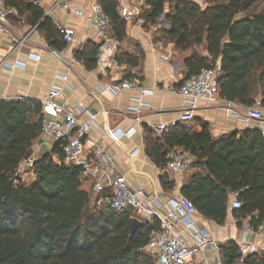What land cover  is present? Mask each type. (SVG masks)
Masks as SVG:
<instances>
[{
  "label": "trees",
  "instance_id": "16d2710c",
  "mask_svg": "<svg viewBox=\"0 0 264 264\" xmlns=\"http://www.w3.org/2000/svg\"><path fill=\"white\" fill-rule=\"evenodd\" d=\"M97 2L109 17V34L122 41L127 23L117 13V1ZM144 2L145 26L169 25L157 31V40L190 52L184 80L201 69H216L220 99L245 108L259 101L264 109V0ZM33 13L39 18L37 10ZM37 29L50 45L64 43L51 20L41 21ZM90 57L94 63V50ZM41 120L39 101L0 100V264H155L143 248L158 223L144 222L131 235L132 212L91 208L79 168L64 163L59 145L36 160L31 183L15 178L40 136ZM202 127L201 134H193L178 124L162 139H146L148 156L166 165L161 141L189 152L194 171L181 193L198 214L222 224L230 196L236 195L241 208L231 213L237 225L248 219L256 229L264 222V133L246 129L214 140ZM219 253L222 264H237L240 258L233 242L220 245ZM243 264H264V252L247 256Z\"/></svg>",
  "mask_w": 264,
  "mask_h": 264
},
{
  "label": "crops",
  "instance_id": "0c3cea01",
  "mask_svg": "<svg viewBox=\"0 0 264 264\" xmlns=\"http://www.w3.org/2000/svg\"><path fill=\"white\" fill-rule=\"evenodd\" d=\"M8 1L6 7L16 12L10 18L9 32L17 39L24 37L25 41L20 46H14L8 36L0 35V100L25 98L41 102L52 86L62 87L63 95L69 102L80 104L94 117L95 125L88 132L91 143L86 147L89 151L94 146H99L110 160L115 173L123 175L132 187L144 189L148 199L157 197L164 206L163 210L170 199L187 200L181 191L189 183L194 170L176 175L165 172L166 165L158 166L147 154L146 139L162 137L153 128L162 123L177 121L184 107L179 97L163 90L165 87L177 89L183 82L187 74L184 62L190 54L189 51L179 52L173 45L157 40V31L168 30L169 25L163 21L156 26L127 23L126 37L122 41L109 34L116 41L113 59L117 66L102 71L97 68L96 60L94 63L90 62L93 50L95 58L99 42L97 34L84 17L75 14L76 10H82L87 15L91 4L97 0ZM116 1L118 6L122 4L131 11L139 10L144 13L148 10L144 0ZM33 10L40 13L39 18ZM45 19L51 20L56 28L73 30V42L65 45L57 40L50 45L46 35L37 29V25ZM202 53L206 55L205 49ZM64 55L66 59L62 58ZM77 55L80 59L76 58ZM72 59L79 62V65L73 64ZM15 62L22 63L23 66L11 68ZM57 76H65L66 80L57 79ZM122 79H134L140 87L153 91L151 96L143 98L150 108L142 110L139 121L125 112L129 99L139 96L138 89L121 92L115 97L101 95L97 91V88L102 89ZM233 109L236 113L243 114L246 108L234 104ZM80 119L87 121L89 116L82 114ZM180 125L191 128L193 134H201L202 126L206 125L214 140L246 129H259V122L256 120L241 123L227 116L220 98L208 106L200 104L193 111V120ZM102 128H117L122 131L134 129L135 134L130 139L114 143L103 135ZM171 130L163 134H168ZM39 142V138L34 141L32 153L37 150ZM161 145L166 164L175 151L181 150L179 147L169 148L162 141ZM39 154L42 156L41 152ZM82 189L91 194L89 183H82ZM234 199L236 195H231L230 208L222 224L198 216V226L208 231L213 240L221 245L239 243L242 227L248 223V219H245L240 221V227L237 225L238 219L231 213ZM250 241H255L254 237H250ZM259 252H264V241L260 243ZM218 256L220 258V253Z\"/></svg>",
  "mask_w": 264,
  "mask_h": 264
},
{
  "label": "built area",
  "instance_id": "2783aa9c",
  "mask_svg": "<svg viewBox=\"0 0 264 264\" xmlns=\"http://www.w3.org/2000/svg\"><path fill=\"white\" fill-rule=\"evenodd\" d=\"M76 16L84 17L86 23L93 28L99 39L95 60L96 66L102 71L113 69L117 63L113 59L116 41L109 35L110 20L97 2L91 4L89 13L84 15L82 10L75 11ZM16 12L4 5L0 0V35L9 37L14 46H20L25 38L17 39L9 32L10 18ZM118 15L126 23L135 22L145 24L139 10L131 11L126 6H118ZM24 24L23 21L20 22ZM65 45L73 42L74 32L68 28H57ZM66 59V56H62ZM72 63L79 62L72 59ZM23 64L15 62L11 68L22 67ZM218 71L216 69H201L196 75L185 79L177 89L169 87L164 91L173 93L183 102V111L177 121L159 124L154 127L157 135L175 128L178 124L189 123L193 120V111L200 104L210 105L219 100L217 83ZM57 79L66 80L65 76ZM138 89L139 96L131 97L125 112L140 120L143 109H149V103L144 101L145 96H151L152 90L140 87L136 80H119L104 88H97L99 94L117 96L121 92ZM222 108L227 116L235 118L238 122L247 123L251 120L259 122V130L264 133V112L259 101L254 106L246 108L243 114H238L233 109V103L220 99ZM41 133L39 145L35 152L23 160L15 178L25 183V177L34 179V164L41 154L50 153L55 145H59L64 158V163L80 170L82 183L91 185L92 201L97 205L108 208L115 213L132 212L135 218L142 223L156 221L158 228L153 230L143 251L154 258L155 264H222L219 258L220 243L213 240L210 233L198 226V212L193 204L186 199H170L165 205L159 203L157 197L148 199L144 189L134 188L127 182L123 175H117L110 160L105 156L99 146H94L90 151L87 144L91 143L88 132L94 123L93 115L80 104H72L63 95V88L52 86L47 97L41 102ZM87 114L89 120L82 121L80 116ZM103 135L114 143L122 139H130L134 129L122 131L120 129H101ZM192 155L184 150H177L167 162L165 172L171 174L186 173L193 164ZM16 183V181L14 182ZM231 208L238 210L241 202L234 199ZM250 237L255 241L251 242ZM264 241V222L256 229L248 223L242 227V236L237 246L240 258L237 264H243L244 258L259 253L260 243Z\"/></svg>",
  "mask_w": 264,
  "mask_h": 264
},
{
  "label": "water",
  "instance_id": "95a60500",
  "mask_svg": "<svg viewBox=\"0 0 264 264\" xmlns=\"http://www.w3.org/2000/svg\"><path fill=\"white\" fill-rule=\"evenodd\" d=\"M165 1H170V0H165ZM141 225H142V222L139 221L137 218H134L131 222V228H130L131 235H134Z\"/></svg>",
  "mask_w": 264,
  "mask_h": 264
},
{
  "label": "rangeland",
  "instance_id": "374dc122",
  "mask_svg": "<svg viewBox=\"0 0 264 264\" xmlns=\"http://www.w3.org/2000/svg\"><path fill=\"white\" fill-rule=\"evenodd\" d=\"M197 1V0H196ZM25 183H27V184H29V183H31L32 181H33V178L32 177H30V176H26L25 177ZM91 208H95V209H101V208H103L101 205H97L95 202H92V204H91Z\"/></svg>",
  "mask_w": 264,
  "mask_h": 264
}]
</instances>
